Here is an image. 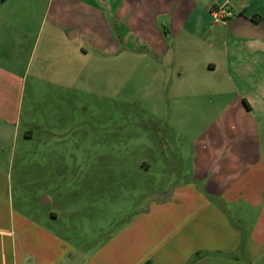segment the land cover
<instances>
[{"label": "crops", "instance_id": "crops-1", "mask_svg": "<svg viewBox=\"0 0 264 264\" xmlns=\"http://www.w3.org/2000/svg\"><path fill=\"white\" fill-rule=\"evenodd\" d=\"M81 38L105 69L137 62L189 167L105 241L39 242L12 210L24 98L78 85ZM0 209V264H264V0H0Z\"/></svg>", "mask_w": 264, "mask_h": 264}, {"label": "rangeland", "instance_id": "rangeland-1", "mask_svg": "<svg viewBox=\"0 0 264 264\" xmlns=\"http://www.w3.org/2000/svg\"><path fill=\"white\" fill-rule=\"evenodd\" d=\"M75 42L89 52L81 66L90 70L78 85L25 94L10 171L12 210L32 223L39 242L50 231L66 243L95 245L151 198L169 193L189 165L180 157L182 139L174 145L149 116L154 94L143 88L137 62L123 71L113 58L105 69L84 38ZM24 131L32 137L23 139Z\"/></svg>", "mask_w": 264, "mask_h": 264}, {"label": "built area", "instance_id": "built-area-1", "mask_svg": "<svg viewBox=\"0 0 264 264\" xmlns=\"http://www.w3.org/2000/svg\"><path fill=\"white\" fill-rule=\"evenodd\" d=\"M232 16L233 11L225 7L212 10V17L214 23H223Z\"/></svg>", "mask_w": 264, "mask_h": 264}]
</instances>
